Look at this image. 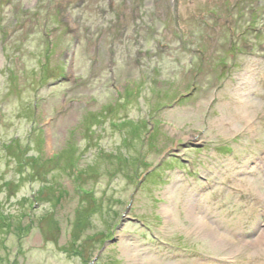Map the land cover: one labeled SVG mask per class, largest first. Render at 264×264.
I'll list each match as a JSON object with an SVG mask.
<instances>
[{
  "label": "rangeland",
  "instance_id": "rangeland-1",
  "mask_svg": "<svg viewBox=\"0 0 264 264\" xmlns=\"http://www.w3.org/2000/svg\"><path fill=\"white\" fill-rule=\"evenodd\" d=\"M0 264H264V0H0Z\"/></svg>",
  "mask_w": 264,
  "mask_h": 264
},
{
  "label": "trees",
  "instance_id": "trees-1",
  "mask_svg": "<svg viewBox=\"0 0 264 264\" xmlns=\"http://www.w3.org/2000/svg\"><path fill=\"white\" fill-rule=\"evenodd\" d=\"M142 125V124H141ZM143 125H144V122H143ZM140 126V125H139ZM139 126H135V129H136V131H138L137 133H141V131H140V128H138ZM143 129V128H142ZM155 132H159V130H156ZM152 135V133L149 135V138H150V136ZM141 137H142V135H140ZM149 139H148V142H145L144 141V139L142 140V138H141V147H140V153L142 154L143 153V150H144V147L145 146H147L148 144H149ZM157 143V142H156ZM155 143V144H156ZM181 145V144H180ZM12 146H14V145H12ZM156 146H157V148H158V144H156ZM33 157L34 156H31V157H29V159H31V160H33ZM56 157L57 158H59V153L56 155ZM28 158V157H27ZM27 158H25V159H23L24 160V162L26 163L27 162ZM72 158V156L71 155H69L68 157H67V160H70ZM116 158L117 159H119L118 158V155L116 156ZM179 159V158H178ZM180 160V159H179ZM51 160H49V162H50ZM122 162H123V160H121ZM73 163H75V159L73 160V162H72V164L71 165H73ZM146 163V162H145ZM185 166V165H184ZM66 169H68L69 167H65ZM79 173H81V170H79L78 171ZM151 172H152V170L146 175V177H145V180L147 179V178H149L150 177V174H151ZM48 187H50V186H45V190L48 188ZM40 192H42V191H40ZM80 251L83 253V249L82 248H80Z\"/></svg>",
  "mask_w": 264,
  "mask_h": 264
},
{
  "label": "bare ground",
  "instance_id": "bare-ground-1",
  "mask_svg": "<svg viewBox=\"0 0 264 264\" xmlns=\"http://www.w3.org/2000/svg\"><path fill=\"white\" fill-rule=\"evenodd\" d=\"M248 73H249V72H248ZM257 73H259V72L256 71V75H258ZM249 74H250V73H249ZM249 74H248V76H244V79H248V78L250 77ZM260 78H262V76H261ZM260 80H261V79H260ZM244 95L247 96V97L249 96V95H247V92H245V91H244Z\"/></svg>",
  "mask_w": 264,
  "mask_h": 264
}]
</instances>
